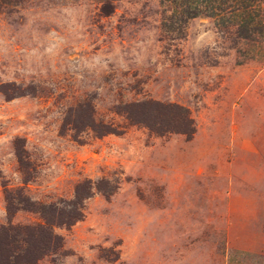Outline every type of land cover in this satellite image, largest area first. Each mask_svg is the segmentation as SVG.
<instances>
[{
  "label": "rangeland",
  "instance_id": "374dc122",
  "mask_svg": "<svg viewBox=\"0 0 264 264\" xmlns=\"http://www.w3.org/2000/svg\"><path fill=\"white\" fill-rule=\"evenodd\" d=\"M176 12L173 0H0V225L40 221L9 219L4 188L48 204L85 179L117 187L56 228L62 248L40 264H264V36ZM149 100L186 108L192 137L117 113ZM82 105L119 134L61 132Z\"/></svg>",
  "mask_w": 264,
  "mask_h": 264
},
{
  "label": "trees",
  "instance_id": "16d2710c",
  "mask_svg": "<svg viewBox=\"0 0 264 264\" xmlns=\"http://www.w3.org/2000/svg\"><path fill=\"white\" fill-rule=\"evenodd\" d=\"M173 2L177 4L176 13L183 19L184 24L204 15L222 25H234L247 30L254 28V31H260L261 36H264V20H258L262 9L258 6V0H173ZM237 18L240 19L239 22ZM1 92L7 99L23 95L18 93L16 96H10L3 89ZM82 107L83 105L68 112V118L71 116L75 118L71 121L64 120L61 132L71 125L69 130L75 132L74 137L84 130H90L97 137L119 134L114 127L90 119L88 105H85V109ZM79 111L87 112V116H83ZM117 111L131 124L143 125L158 135L175 133L190 138L195 131L189 111L177 104H162L149 100L123 105ZM15 155L25 181H29L27 178L30 166L19 140L15 142ZM116 189V186H111L104 179L96 181L85 179L75 186L70 199H59L46 204L31 200L20 189L4 188L5 209L9 219L17 212L25 211L36 214L40 221L34 225L11 223L0 225V264H40L45 257L56 254L63 243L62 237L55 233V229L72 227L82 220L87 200L95 194L107 198ZM117 259L118 256L115 255L110 260Z\"/></svg>",
  "mask_w": 264,
  "mask_h": 264
}]
</instances>
